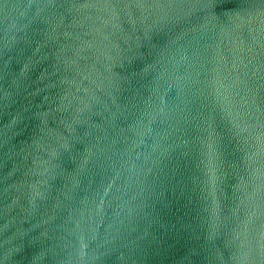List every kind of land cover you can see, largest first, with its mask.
I'll return each instance as SVG.
<instances>
[{"label": "water", "instance_id": "water-1", "mask_svg": "<svg viewBox=\"0 0 264 264\" xmlns=\"http://www.w3.org/2000/svg\"><path fill=\"white\" fill-rule=\"evenodd\" d=\"M0 264H264V0H0Z\"/></svg>", "mask_w": 264, "mask_h": 264}]
</instances>
